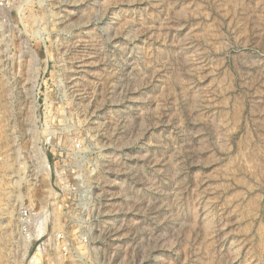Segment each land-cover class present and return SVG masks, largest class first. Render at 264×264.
Here are the masks:
<instances>
[{
  "label": "rangeland",
  "instance_id": "374dc122",
  "mask_svg": "<svg viewBox=\"0 0 264 264\" xmlns=\"http://www.w3.org/2000/svg\"><path fill=\"white\" fill-rule=\"evenodd\" d=\"M0 194V264H264V0H0Z\"/></svg>",
  "mask_w": 264,
  "mask_h": 264
},
{
  "label": "built area",
  "instance_id": "2783aa9c",
  "mask_svg": "<svg viewBox=\"0 0 264 264\" xmlns=\"http://www.w3.org/2000/svg\"><path fill=\"white\" fill-rule=\"evenodd\" d=\"M36 218V216H34ZM19 220H20V233L21 235L25 236L28 234V232H31L30 227L32 226L31 220H32V212L27 208H21L20 214H19ZM62 240V235H57L56 242H60ZM63 251L66 252L67 249L63 247Z\"/></svg>",
  "mask_w": 264,
  "mask_h": 264
},
{
  "label": "bare ground",
  "instance_id": "6f19581e",
  "mask_svg": "<svg viewBox=\"0 0 264 264\" xmlns=\"http://www.w3.org/2000/svg\"><path fill=\"white\" fill-rule=\"evenodd\" d=\"M42 157H44V156H42ZM45 158H46V157H44V159H45ZM44 159H43V160H44ZM43 162H44V161H43ZM45 162H46V161H45ZM4 164H5V163H4ZM43 164H44V163H43ZM2 166H3V165H2ZM6 166H7V164H6ZM3 168H4V166H3ZM3 168H2V169H3ZM6 168H7V167H6ZM8 168H9V166H8ZM8 168H7V169H8ZM4 169H5V168H4ZM47 169H48V168H47ZM6 172H7V171H6ZM4 192H5V191H4ZM0 195H1V194H0ZM0 201H1V200H0ZM0 204H1V203H0ZM12 208H13V207H11L10 210H7V211H6V216H7L8 219H11V218H12V215H13V210H12ZM34 235H35V234H34ZM40 235H41V234H40ZM40 235H38V236H40ZM28 243H29V241H28ZM0 252H1V251H0ZM0 254H1V253H0ZM1 255H2V254H1ZM0 257L3 258V256H0ZM0 262H1V260H0Z\"/></svg>",
  "mask_w": 264,
  "mask_h": 264
}]
</instances>
